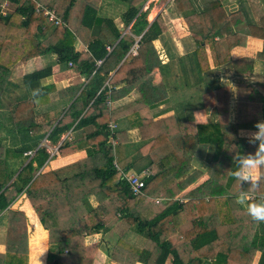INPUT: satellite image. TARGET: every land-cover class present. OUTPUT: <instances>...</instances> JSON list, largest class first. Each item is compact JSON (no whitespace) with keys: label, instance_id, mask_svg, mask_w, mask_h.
I'll return each instance as SVG.
<instances>
[{"label":"trees","instance_id":"trees-1","mask_svg":"<svg viewBox=\"0 0 264 264\" xmlns=\"http://www.w3.org/2000/svg\"><path fill=\"white\" fill-rule=\"evenodd\" d=\"M121 1L127 7L118 24L113 17L100 14V0H0V97L18 61L44 54H53L61 67L72 68L88 79L83 85L66 88L73 99L56 121L57 115L36 116L34 112L49 100L53 87L41 86L38 81L50 74L51 67L23 75L33 94L13 103L9 110L10 130L21 132L23 143L15 149L0 145V212L8 210L20 194L26 195L47 229L50 245L45 264H92L99 249L117 264H254L257 254L255 264H264V223L254 222L236 202L242 191L248 192L250 199L264 196V183L257 189H250L247 183L241 187L231 175L236 152L246 154L256 147L246 136H239L238 129H255V123L264 117V104L256 117L244 112V97L256 96L263 89L239 84L234 122L227 118L228 85L212 89L216 122L197 123L174 114L153 117L151 78L144 81L139 97L108 108V89L110 98L118 99L135 87L142 72L146 75L154 68H164L153 42L166 30L163 17L156 14L148 20V10L143 9L147 0ZM8 2L14 4L13 10L2 13ZM37 2L54 9L64 24L48 20L36 10ZM173 2L179 11L193 9L185 20L188 25L200 26L198 30L190 27L196 40L190 53L198 73L209 68L208 49L215 66L230 61L233 75H253V58L233 59L229 54L235 34L221 0H203L198 6L194 0ZM253 25H248V33L262 35L259 29L263 26ZM135 43L133 54L130 49ZM62 92L57 94L64 95ZM51 109L57 112L59 108ZM120 117L137 127L143 140L138 149L147 158L150 173L140 194L131 192L113 163L119 165L128 141L127 129L116 125V143L112 146L109 142L108 123ZM90 124L95 125L92 131L58 145L60 155L85 150L73 169L64 175L54 169L39 171L50 153L38 144L52 126L47 138L57 143L66 130ZM28 149H34L33 155L10 181L9 156L29 157L25 154ZM194 156L206 158L208 177L181 193L202 174L201 169L192 167ZM90 195L97 198L95 206ZM157 195L162 198L158 202L154 199ZM8 211L10 224L0 264H28L25 214ZM115 226L122 230L112 246H104L102 239L86 243L87 235L105 234ZM129 230L143 243L124 238Z\"/></svg>","mask_w":264,"mask_h":264},{"label":"crops","instance_id":"crops-1","mask_svg":"<svg viewBox=\"0 0 264 264\" xmlns=\"http://www.w3.org/2000/svg\"><path fill=\"white\" fill-rule=\"evenodd\" d=\"M172 1L173 0H168L163 5L162 9H166L165 11L167 14H169V12L172 14L171 11L175 10L174 14L176 13V16L169 15L168 18H165L164 22L166 24V30L153 41L164 64L163 70L154 68L146 75L142 72L140 78L135 80V87L126 95L118 99H111L109 95L110 89H108L106 100L108 108L117 107L139 97V89L143 88L144 81L147 83L151 78L153 86V107L151 108V112L155 118L174 114L176 118L190 121L193 120L197 123L216 122L218 120V115L217 108L214 104L215 101L212 89L215 86L228 85L229 100L227 118L228 121L234 122L237 113L239 84L259 86V90L263 89L262 91L260 90L262 93H257L256 96L246 94V97H244V112L252 113L256 117L259 114L258 111H260L261 104H264V0H221L223 9L225 10V14L228 17L233 30L232 34H235L232 36L233 46L231 47L229 54L233 59L241 57L253 58V75L250 76L233 75V66L230 61L215 66L209 55L208 49L207 59L209 68L198 73V68L194 63L193 55L191 56L190 53L196 46V40L191 35L190 27L198 30L200 26L198 24L188 25L185 20V15L193 12V9L179 12L175 5L172 7L173 9H170L169 7L173 4ZM201 1L203 0H194L195 6H198ZM13 5L14 4L11 2L4 4L2 13L11 12L14 8ZM101 6H103L102 2ZM116 18L117 17H115V21ZM153 18L154 17L149 19V21L153 20ZM249 24H254L253 26L256 27L263 26L259 29V31L262 32V35H251L248 33ZM241 40L243 42H241ZM47 66L51 67L50 74L41 77L38 83L41 86H52L53 89L48 93L49 100H47L45 104L35 107L34 112L36 116L42 113L45 114V117H54V115H57L55 118L57 121L63 114V111L67 108V105H69L73 99L71 95L65 92L66 88L74 84L83 85L88 80L85 75L78 74L72 68L61 67L60 64L55 61V56L53 54H44L25 61H18L11 68V73L6 83L4 93L0 97V145L11 149L20 148L22 146L23 139L21 132L10 130L11 124L9 122V110L13 103L33 94L31 87L23 82V75ZM106 84L107 82L105 81L104 85ZM261 86H263V88ZM58 90H63L62 93L64 95H58ZM52 107H58L59 109L57 112H54V109H51ZM259 120H264V117ZM110 122H114L119 129H127L128 141L124 144L122 158L126 160L124 161L128 165V168L134 166L133 168L136 173H140L145 169L150 171L147 158L139 153L138 147L143 142L139 129L137 127L129 126L127 119L123 117ZM52 127L46 132L45 136L38 144V146H45L50 153L49 158L39 171L54 169L60 170V174L64 175L73 169V164L79 158L83 157L86 152L84 149H81L66 155H60L58 152V145L63 140L85 135L87 132L92 131L95 128V125L90 124L81 128H70L60 136L57 143H53L47 138ZM241 130L255 131V129L240 128L238 129L239 136H243L241 135ZM32 150L28 149L26 151H31L30 154L28 153L29 157L9 156V170L13 172L10 181L16 178L18 172L29 160L31 155H33ZM191 163L192 167H198L201 169L202 174L188 187L183 189L181 193L194 188L208 177V162L206 158L194 156L192 157ZM179 178L180 177L173 179V183H176ZM159 195L156 197H159ZM89 201L95 206L97 204L96 196L90 195ZM8 210H19L25 214L28 233V264H32V256L39 251H44L42 257L39 259L41 260V264H45V256L50 245L48 243L47 229H45L40 223L39 218L29 203L26 195L20 194L8 206ZM8 210L4 209L0 212V253L5 252V241L11 217ZM115 229H117V226L112 230ZM36 231L38 232L35 233ZM36 234H38L40 240L38 243L32 244L31 236ZM102 235L103 233L87 235L85 241L86 243L97 242L101 240ZM43 243L44 249L42 248ZM98 251L102 250L99 249ZM257 258L258 254L255 257L254 264L256 263ZM109 261L110 264H117L111 260ZM135 264L143 263L136 262ZM166 264H169V261H167Z\"/></svg>","mask_w":264,"mask_h":264},{"label":"clouds","instance_id":"clouds-1","mask_svg":"<svg viewBox=\"0 0 264 264\" xmlns=\"http://www.w3.org/2000/svg\"><path fill=\"white\" fill-rule=\"evenodd\" d=\"M255 131L241 130V135L246 136L248 143L256 145L254 152L237 153L233 156L235 165L231 172L239 184L247 183L250 189H257L264 183V120H259L254 125ZM236 202L244 207L247 215L256 223H264V196L250 199L246 191L237 196Z\"/></svg>","mask_w":264,"mask_h":264},{"label":"rangeland","instance_id":"rangeland-1","mask_svg":"<svg viewBox=\"0 0 264 264\" xmlns=\"http://www.w3.org/2000/svg\"><path fill=\"white\" fill-rule=\"evenodd\" d=\"M103 3V6H101L100 8V14L101 15H105V16H110L113 17L115 19L118 24H120V15L121 13L126 9L127 7V3L121 0H100ZM168 0H147L145 2V4L143 5V9H147L148 10V15L147 18L152 19V17H155L156 14H160L163 17V20L165 21V18H168L169 15H174V11H171L172 14H167V12L165 10H163V5L167 2ZM100 2V4H101ZM173 2V1H172ZM174 2L173 4H171V7H169L170 9H173L172 7H174ZM14 6V5H13ZM176 7V6H175ZM3 11V8H2ZM180 12V11H179ZM128 30V28L126 29ZM124 158H119L118 162H119V166L123 167V169L125 170V172L127 173H131V172H135V169L133 168L134 166H131L132 168H128V165L125 163ZM121 167V168H122ZM130 167V166H129ZM97 199V198H96ZM122 230L121 226L117 227V229L112 230V231H108L106 234L102 235V240H103V244L104 246L109 245L112 246V244L115 242L117 236H118V232H120ZM38 231H36L35 233H37ZM124 238H127L129 241H133L136 242L137 244H142L143 240L139 237L136 236V234H132V232H130V230L125 233ZM40 240V237L38 236V234L36 235H32L31 236V243L35 244L38 243ZM44 249V243H43V247ZM101 250V249H100ZM44 253V251H39L37 254H35L34 256H32V264H41V260L39 259L40 257H42V254ZM109 257L105 254L104 251H97V254L95 255V259L94 262L92 264H110L109 261Z\"/></svg>","mask_w":264,"mask_h":264},{"label":"built area","instance_id":"built-area-1","mask_svg":"<svg viewBox=\"0 0 264 264\" xmlns=\"http://www.w3.org/2000/svg\"><path fill=\"white\" fill-rule=\"evenodd\" d=\"M36 10H41L43 12V14L47 17L48 20L53 21L55 24H64L63 20L61 18H59V16H57V13L55 12L54 9L45 7L44 5L40 4L37 2L36 5ZM136 48H137V43H135L130 51L131 53L135 54L136 53ZM101 61L98 60L97 63L99 64ZM71 64V63H69ZM100 91V89L98 90V92ZM109 130H110V135H109V142L112 146L115 145L116 143V139L113 136L116 124L114 122H110L108 124ZM25 153H31V151L25 152ZM116 169H118L122 175V178H124L126 180V182L129 185V188L131 190V192L133 194H140L142 193V188L144 186L145 183V178L149 175L150 171L148 169L143 170L140 173H136V172H131V173H127L125 172V170L123 168H121L117 162L114 160L113 161ZM156 202H158L159 200H161V197H155L154 198Z\"/></svg>","mask_w":264,"mask_h":264}]
</instances>
